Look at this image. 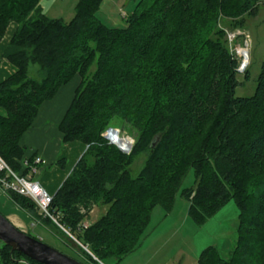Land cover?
<instances>
[{"label": "trees", "instance_id": "obj_1", "mask_svg": "<svg viewBox=\"0 0 264 264\" xmlns=\"http://www.w3.org/2000/svg\"><path fill=\"white\" fill-rule=\"evenodd\" d=\"M102 1L78 0L65 22L47 16L41 0H0V39L17 25L2 53L16 71L0 82V156L28 174L34 159L25 157L22 135L41 105L79 76L58 128L64 143L86 149L53 195L57 222L91 256L120 260L141 245L156 207L173 209L193 170L194 183L180 194L197 225L231 200L239 211L229 257L209 245L198 264H264V59L254 94L236 96L249 64L239 72L227 39L264 0H139L121 27L97 17ZM31 64L40 79L29 75ZM113 125L134 134L130 154L102 136ZM141 154L134 177L130 167ZM6 194L34 221L59 227L30 198ZM100 205L106 213L81 228ZM0 264L41 263L0 241Z\"/></svg>", "mask_w": 264, "mask_h": 264}, {"label": "rangeland", "instance_id": "obj_2", "mask_svg": "<svg viewBox=\"0 0 264 264\" xmlns=\"http://www.w3.org/2000/svg\"><path fill=\"white\" fill-rule=\"evenodd\" d=\"M77 1H57L49 7L46 14L51 18H61L68 22L74 16ZM137 1L139 0H103L96 15L107 26H125L123 15L130 14ZM227 25L226 22H221V26ZM243 30L250 37L248 77L245 79L243 73L238 75L241 83L236 87L235 95L249 97L255 92L264 59V4L259 6L255 15L246 16ZM243 41L242 37H238L232 47L229 45L231 53L236 57L239 56L238 47L243 46ZM38 69L37 65L31 64L29 75L40 79ZM113 127L121 128L119 125H113ZM120 130L124 135L136 140L129 129L121 128ZM145 157V154L136 157L130 167L132 176L138 175ZM193 183L194 173L190 170L177 192L173 209L168 213L159 206L153 210L146 234L138 248L120 260L108 258L101 262L103 264H198L200 253L209 245L216 246L222 257H229L237 240L238 208L231 200L204 224L197 225L188 214L189 202L180 194L182 188L190 187ZM106 210L105 205L95 206L86 221L95 223L106 213ZM0 211L17 228L40 238L58 251L85 261H88L87 258L90 257L91 263L97 264L96 259L85 249L86 246L80 244L68 230L65 231L52 224H36L32 216L17 208L7 194L0 200ZM38 212L40 213L39 209Z\"/></svg>", "mask_w": 264, "mask_h": 264}, {"label": "crops", "instance_id": "obj_3", "mask_svg": "<svg viewBox=\"0 0 264 264\" xmlns=\"http://www.w3.org/2000/svg\"><path fill=\"white\" fill-rule=\"evenodd\" d=\"M57 1L63 0H41L40 5L43 12L46 13L49 7ZM16 27V23L12 22L0 39V82L16 71L12 63L2 58V53ZM79 81V76H75L59 90L54 99L44 102L33 125L20 139V144L26 149V158L32 157L34 160L37 157L42 158L43 161L38 164L35 177L51 195L56 193L86 149L85 144L80 141H72L63 145V136L58 128ZM0 116H6V111L2 108H0ZM3 196L6 194L0 190V200ZM34 222L40 224V221Z\"/></svg>", "mask_w": 264, "mask_h": 264}, {"label": "built area", "instance_id": "obj_4", "mask_svg": "<svg viewBox=\"0 0 264 264\" xmlns=\"http://www.w3.org/2000/svg\"><path fill=\"white\" fill-rule=\"evenodd\" d=\"M238 37H242L244 39L243 46L238 47L239 56L237 57L240 61L238 68L239 72H244L249 64V34L240 29L227 32L228 42L231 47L236 42ZM102 136L109 144L115 145L124 154H130L133 150L135 140L128 135H124L119 128L110 126L105 129ZM42 161L41 157H37L34 160V164L30 166L28 174L21 175L13 171L6 161L0 156V190L5 194L11 191L30 198L36 204L43 216L50 217L60 228L66 231V229L57 222L56 218L50 212L49 208L53 195H51L43 184L35 177L38 172V164H41ZM24 164L28 165L26 161ZM88 225V222L84 220L80 224V227L83 228ZM85 249L88 250L87 246ZM93 257L100 264H103L95 256Z\"/></svg>", "mask_w": 264, "mask_h": 264}, {"label": "water", "instance_id": "obj_5", "mask_svg": "<svg viewBox=\"0 0 264 264\" xmlns=\"http://www.w3.org/2000/svg\"><path fill=\"white\" fill-rule=\"evenodd\" d=\"M0 241L41 264H85L20 230L1 211Z\"/></svg>", "mask_w": 264, "mask_h": 264}]
</instances>
